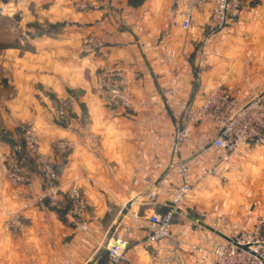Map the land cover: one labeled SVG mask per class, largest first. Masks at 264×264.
Masks as SVG:
<instances>
[{
    "label": "crops",
    "instance_id": "0c3cea01",
    "mask_svg": "<svg viewBox=\"0 0 264 264\" xmlns=\"http://www.w3.org/2000/svg\"><path fill=\"white\" fill-rule=\"evenodd\" d=\"M82 3L87 7L82 9ZM251 3L245 0L237 21L213 35L207 28L213 2L196 13L187 32L181 29V0L4 4L18 14L16 23L31 26L22 33L20 45L5 52L13 60L8 83L14 94L0 99V264H108V246L126 238L130 255L126 264H163V257H152L145 250L147 218L154 211L170 209L180 185L179 161L188 162L194 183L188 208L199 214L205 199L212 206L205 208L207 212L214 211V193L197 191L203 184H213L206 171L224 153L210 145L214 129L196 125L178 150L174 132L187 108L199 106L218 82L239 103L264 90L261 48L242 49L243 57L232 68L219 58L231 55L229 48L195 50L199 40L231 37L236 26L240 33L239 29L256 25ZM261 3L264 8V0ZM263 37L259 34V39ZM168 51H175V57L169 59ZM108 68L125 72L132 108L110 106L100 98L97 72ZM61 99L72 103L68 122H59L52 112ZM25 121L34 123L40 152L50 156L57 169L55 202L50 197L39 200L47 187L32 157L23 158L31 175L28 186L11 187L3 178L1 157L22 140L18 127ZM250 166L254 169L250 181L260 186L261 193L254 197L260 201L255 212L263 216L264 146L243 147L240 155L220 164L219 173L230 180L245 177ZM74 183L85 192L87 232L77 229L69 213L68 192ZM229 199L244 197L232 193ZM184 212L175 216L184 215L206 231L230 238L211 225L214 214L201 220ZM14 216L25 223L18 237L6 226ZM255 220L246 224L247 229ZM164 248H171V242L158 246Z\"/></svg>",
    "mask_w": 264,
    "mask_h": 264
},
{
    "label": "built area",
    "instance_id": "2783aa9c",
    "mask_svg": "<svg viewBox=\"0 0 264 264\" xmlns=\"http://www.w3.org/2000/svg\"><path fill=\"white\" fill-rule=\"evenodd\" d=\"M213 2L207 28L210 35L217 34L236 20L243 11L244 0H181V29L187 32L191 29L196 13L208 3ZM82 9L87 5L82 3ZM5 6H0V14H8ZM169 59L175 57V51H168ZM100 98L110 106L130 109L134 106L131 89L127 84V77L122 69L108 68L97 72ZM72 103L68 99L58 100L52 107L53 112L61 119L70 120ZM207 124L214 129L211 147L224 153L212 162L207 169L208 176L219 174L222 162H230L232 157L238 156L243 147L250 145L264 146V90L249 100L239 103L226 89L222 82H218L202 99L199 106L187 108L181 123L174 132V147L179 149L191 136V130L196 125ZM22 140L12 146L11 151L1 157V169L5 182L11 187L28 186L31 175L23 165V158L29 156L35 159L40 175L47 191L39 200L47 197L55 202L57 194L58 172L54 161L48 155L41 154L39 136L34 123L27 121L22 126ZM62 144V143H58ZM177 173L180 185L176 188L170 202V209L161 213L154 211L148 218L151 229L147 231L146 241L156 243L171 235L174 216L183 210L187 198L194 189L188 162L177 163ZM71 201L70 215L77 229L88 231L85 219L87 201L85 192L74 183L69 189ZM27 207V206H24ZM6 226L13 237L20 236L25 223L19 216L11 217ZM108 264H126L129 262L128 242L117 239L108 248ZM191 251L201 261L212 264H264V217H258L250 230L238 231L237 235L212 248L201 245H191Z\"/></svg>",
    "mask_w": 264,
    "mask_h": 264
},
{
    "label": "rangeland",
    "instance_id": "374dc122",
    "mask_svg": "<svg viewBox=\"0 0 264 264\" xmlns=\"http://www.w3.org/2000/svg\"><path fill=\"white\" fill-rule=\"evenodd\" d=\"M261 1L263 0H251L252 6L255 5L252 7L251 11L255 8V13H252V16H256L257 18L256 25H251V27H247L245 30L239 29L240 33H238L236 26L235 30H233L234 33L230 34L231 37L227 36V38H225L221 36L215 40H199L196 42L195 50L200 51L203 48L211 46H218L219 48L226 47V49L229 48L232 50L231 55L219 56V58L225 60L224 63L230 62L231 68L234 67L236 65L235 63L243 57L240 56V51L242 49L259 47L264 50V37L259 39V34H264V8L262 7ZM13 2H15V0H0V6H4V4L7 6L8 3ZM5 11L8 12L7 15L0 14V99H10L14 94L13 87L8 83V80L12 77L13 60L11 56L5 55V52L7 49L19 46L23 36L22 33L28 32V29L31 26L30 24L20 25L16 23V17L18 14L11 11V8L6 7ZM235 21H237V19L232 22ZM243 32H245L246 35H243ZM26 43L27 41L25 42L26 46H23L24 48L28 47ZM53 114L55 118L61 122V119L57 117L54 112ZM26 122L27 121L23 123ZM23 123L18 127L21 137ZM252 171H254V169L250 166L247 168L245 177L238 175L231 178V180L226 179V175L223 177L221 173L208 176V179L212 180L213 184L210 183L209 186L203 184L202 188L197 191L199 193H205L206 190L210 189L211 192L214 193L212 196V202L214 203L213 207L216 212H207L206 209H211L210 207L212 206H209L207 201L203 199L201 201L202 205L199 214L191 212L187 205L183 209L185 211L184 213L192 216L197 215L201 220H206L207 214H214L215 216L209 219L213 222L212 224L210 222V224L218 230L223 231V233L230 238L237 235L238 231L250 230L247 229L248 227L246 226L249 221L257 220L258 217H264V215L259 216L261 214L257 215L255 212L257 209L256 206L260 201L254 197H259L261 193L260 186L254 185L250 181ZM240 181H244V183ZM207 187L209 188L207 189ZM232 193L242 194L244 199L233 201L229 199V196H231ZM158 212L164 213L163 210H159ZM150 229L151 226L149 224L148 230ZM171 229V235L168 238L156 243H146L147 247L145 250L148 252L147 255L157 258L163 257L164 259L161 260V263L163 264H212L201 262L191 251V245L196 244L206 248H212L226 242V240L214 233L206 231V229L202 228L194 221L189 220L184 215L174 216ZM126 240L129 243V239L126 238ZM169 242H171V248L158 249V246L162 245V243Z\"/></svg>",
    "mask_w": 264,
    "mask_h": 264
},
{
    "label": "water",
    "instance_id": "95a60500",
    "mask_svg": "<svg viewBox=\"0 0 264 264\" xmlns=\"http://www.w3.org/2000/svg\"><path fill=\"white\" fill-rule=\"evenodd\" d=\"M128 207H129V205H128ZM128 207L124 208V210H123L124 213L127 212V208H128Z\"/></svg>",
    "mask_w": 264,
    "mask_h": 264
},
{
    "label": "trees",
    "instance_id": "16d2710c",
    "mask_svg": "<svg viewBox=\"0 0 264 264\" xmlns=\"http://www.w3.org/2000/svg\"><path fill=\"white\" fill-rule=\"evenodd\" d=\"M25 157H27V156H25Z\"/></svg>",
    "mask_w": 264,
    "mask_h": 264
}]
</instances>
